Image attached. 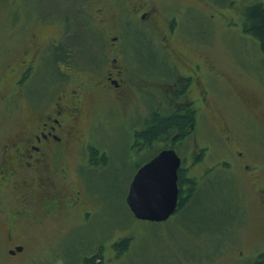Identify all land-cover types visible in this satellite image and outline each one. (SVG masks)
<instances>
[{"label": "rangeland", "instance_id": "obj_1", "mask_svg": "<svg viewBox=\"0 0 264 264\" xmlns=\"http://www.w3.org/2000/svg\"><path fill=\"white\" fill-rule=\"evenodd\" d=\"M75 1L0 0V135L9 132L3 116L12 115L10 110L26 113V101L40 106L57 100L60 87L51 85L58 80L48 64L51 58L43 60L28 84L26 101L12 97L13 80L7 74L18 69L32 33L40 41L59 34L58 27H42L40 20L65 21L72 50L78 51V65L66 85L81 95L74 131L78 142L68 147L64 165L72 198H85L84 208H65L62 215L55 213L58 218L39 226L18 223V240L27 248L21 259L26 264H79L102 249L99 264H252L256 254L264 253V214L255 186L248 185L238 168L221 170L218 163L227 159L225 142L233 136L238 142L229 147L244 149L264 177V80L253 73L262 72L264 79V58L253 56L257 46L240 29L244 7L261 0H84L82 10ZM150 10L148 22L142 21L140 14ZM171 21L175 23L168 33ZM114 37L126 59L116 56ZM113 58L128 69L122 94L103 96L96 84L83 88L88 82L83 69L100 71ZM186 60L218 68L221 81L219 89L211 87L204 105L194 91L184 99H192L200 115L194 133L176 152L185 166L204 149L200 164L186 170L198 183L166 221L137 220L126 205L129 184L139 166L167 147L160 140L149 147H132V132L143 128L154 108L170 112L181 106L182 100L166 91L157 90L151 100L147 90H156L155 82L176 79L165 63L176 66L178 75L185 71ZM88 147L94 149L92 163ZM212 165L216 169L203 173ZM4 231L7 227L0 223V237H6ZM124 238L127 250L117 255L113 244ZM238 252L243 253L240 260Z\"/></svg>", "mask_w": 264, "mask_h": 264}, {"label": "flooded vegetation", "instance_id": "obj_2", "mask_svg": "<svg viewBox=\"0 0 264 264\" xmlns=\"http://www.w3.org/2000/svg\"><path fill=\"white\" fill-rule=\"evenodd\" d=\"M83 1H75L80 3L81 10ZM260 3L263 4L264 0H261ZM152 12V10L149 12L144 11L139 18L144 22H148ZM69 16H71L70 13ZM40 23L41 26L47 24L46 26L58 27L59 34L57 36L52 35L43 41H40L34 33L31 34V44L25 48L23 58L18 67L20 72L14 74L15 83L12 81V85L24 82V87L19 85H16V87L18 94L21 96L20 99L26 101L25 97L28 98L27 86L38 75L41 64L44 63L43 60L48 57L52 59L48 64H53L52 68L58 77L56 82L51 81V85L57 84L60 88L56 95V102L51 105L43 103L39 106L35 104L38 102L30 103L26 101L28 112L25 113V109L20 111L10 110L9 112H12V115L3 116L5 118L4 122H8L6 129L9 134L0 135V223L7 227L8 232L4 231L6 237H0V264H26L21 257L24 254L26 255L27 248L23 242L18 240L16 229L18 228V223L25 220L29 223L34 222L36 226H39L45 223L47 219L58 218L55 213L59 212L62 215L65 208H84L81 204L85 202V198L80 199L79 196L72 198L71 192L73 190L71 191L66 165H64L68 147L71 148L74 143L78 142L74 131L80 119L81 95L77 90L71 92L70 88H66V85L71 81V76H73L72 69L78 65L77 60H75V55L78 51L77 49L72 50L67 33L69 29L65 21L57 18L47 21L40 20ZM166 29L169 33L171 30L169 24ZM164 38L167 39V37ZM114 39H117V37H114ZM117 43L116 56L119 60L120 58L126 59L118 39ZM255 52L254 57L264 58L263 49L257 47ZM110 64L109 66L106 64L100 71L88 67L87 69L84 68L83 70L88 73L86 75L88 82L79 83H83V88L86 90L91 89L96 84L97 87H100L101 95L117 98L122 94L126 86L123 77L127 75L128 69L124 64L123 66L117 65V58H113ZM165 64H169L168 67L176 79L171 82H155L154 85L157 89L150 88L147 90L148 98L155 100V97L158 96L157 90H159L166 91L174 100H182L181 106L171 109L170 112H163L160 107L154 108V112L160 116H167L170 113L182 115L181 111L192 113L194 119L186 128V132L192 135L197 127V118L200 113L192 99L188 102L185 100L193 97L194 91L197 95L196 98L204 105L206 98L211 96L209 93L211 87L220 88L219 83L221 81H217L220 80L218 71H216L218 68L207 67V64L195 61L188 63L186 60L185 71L175 75L177 72L176 66L172 67L169 62ZM8 71L9 77L14 76L11 69ZM254 71L253 73L256 76L264 80L262 72ZM163 86L167 87L164 89ZM48 100L46 99L45 101L49 102ZM140 130H133L132 134L140 132ZM227 138L228 143L225 142V144L228 150V157L218 163L219 168L221 170L238 168L248 185L254 184L258 208L264 214V183L261 184V181L264 180L263 174L255 171L256 167L251 162V159L247 158V152L244 149L235 150L233 149L234 145L229 147L232 143L238 142L236 138L233 136ZM261 139L264 143L263 136ZM159 140L162 143L164 142L167 148H173L175 151L178 144L181 143L177 141L175 136L162 135ZM200 152L190 158L192 159L190 165L185 166L182 165V157L177 154L181 159L177 179L178 203L180 198L186 197V194L182 195V192L185 193L187 189H190V186H192V191H194L198 183L195 180V175L190 174L189 176L186 174V170H193L196 164H200L204 149L202 148ZM211 169L216 168H214V165L209 166L203 173L209 172ZM180 174L183 175L181 183H179ZM188 181L191 184H188ZM81 189L83 191V187ZM178 203L175 212L183 207ZM90 208H93V205H90ZM242 254L241 252L237 253L239 260L243 256ZM261 254H256V258ZM35 262L33 261L31 264H35Z\"/></svg>", "mask_w": 264, "mask_h": 264}, {"label": "trees", "instance_id": "obj_3", "mask_svg": "<svg viewBox=\"0 0 264 264\" xmlns=\"http://www.w3.org/2000/svg\"><path fill=\"white\" fill-rule=\"evenodd\" d=\"M174 23L171 21L169 23V26L173 28ZM240 29L243 32V34L245 33L244 35H248L252 39V41L256 44L257 47H260L261 49L264 50V3L261 4L260 2L258 3V1L257 2L254 1L251 2L249 5H247L246 7H244L242 11V22ZM76 49L77 47L74 50ZM8 72L9 71H7V74ZM18 72H20L19 68L15 71V73H13V75L17 74ZM11 79L15 83V75L11 77ZM16 85L24 87V82H20ZM16 85H12V92H13L12 97L15 100H17V98L20 100L21 96L18 94ZM181 113L183 114L181 115L179 113H173V114L170 113L167 116H160L154 111L151 112V114L148 115L146 124H144L143 128L141 130L137 129L140 130V132L137 133L135 132V137L132 143V147L138 146L141 148L142 147L145 148L144 147L145 145L149 147L150 145H153L155 142L159 141V137L162 135H166L168 137L175 136L177 138V141L179 142H181L183 139L188 138L190 134L186 132V128L187 125L193 121L194 115L187 111L185 112L181 111ZM139 133L141 134L138 135ZM92 150L94 149L90 147H88L87 149V159L89 160V163H92L90 158V155L93 154L91 152ZM182 179H183V175L180 174L179 183L182 182ZM187 183L191 184L190 181H188ZM192 192H193L192 186H190V189L189 190L187 189L185 193L182 192V195L186 194V197L180 198L178 204L180 206H183L184 203L189 198L188 196L191 195ZM127 245H129L128 240L124 238L119 240L117 243L114 242L113 248L116 250L117 255H121L127 250ZM95 258H97L98 260L96 263L94 262ZM100 259H102V249L95 251V253L89 256L83 257L82 261H79V264H99ZM252 264H264V254L262 253L260 256H258Z\"/></svg>", "mask_w": 264, "mask_h": 264}, {"label": "water", "instance_id": "obj_4", "mask_svg": "<svg viewBox=\"0 0 264 264\" xmlns=\"http://www.w3.org/2000/svg\"><path fill=\"white\" fill-rule=\"evenodd\" d=\"M180 164L175 150L166 148L136 170L126 195V204L135 219L163 222L175 212Z\"/></svg>", "mask_w": 264, "mask_h": 264}]
</instances>
